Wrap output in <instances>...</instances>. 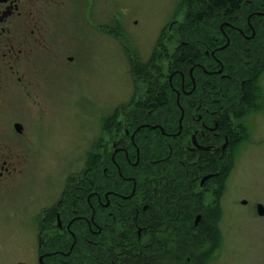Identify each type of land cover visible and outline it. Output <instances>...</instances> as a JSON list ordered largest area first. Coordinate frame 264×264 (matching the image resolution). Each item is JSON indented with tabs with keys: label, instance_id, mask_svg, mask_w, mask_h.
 <instances>
[{
	"label": "flooded vegetation",
	"instance_id": "flooded-vegetation-1",
	"mask_svg": "<svg viewBox=\"0 0 264 264\" xmlns=\"http://www.w3.org/2000/svg\"><path fill=\"white\" fill-rule=\"evenodd\" d=\"M85 9L87 0H0V122L4 127L0 133V205L7 202L2 195L5 192L1 191L4 187L8 189L10 183L14 185L15 180L12 178L24 165V156L30 154L29 150L33 155L37 153L35 130L32 131L29 123H48L55 110L51 78L55 72L70 74L74 67L79 66L83 51L62 39L65 38L67 26L77 27L81 22L86 24ZM72 12H75L73 21L68 17ZM256 16L264 18V13L260 12ZM254 18V14H248V26L237 29L244 38L245 47L239 55L243 60L237 66L239 73H235V80L238 84L234 86L235 91L230 93L231 99L222 94V99L214 96L208 102L211 109L206 118L189 116V109L194 105L199 108L202 102H191L190 106L189 102L182 103L181 97L201 89L200 77H194L189 91L185 89V75L175 71L170 76V83L179 75L182 79L181 90L174 89L180 112L178 132H167L162 125L175 123L173 117L163 118L159 124H141L139 121L143 118L134 120V117L128 116L124 132L122 135L117 133L116 142L112 145L111 162L115 178L89 180V170H86L80 178L65 181L62 195L57 200L52 201L53 195L43 200L31 198L28 205L22 203L25 209L28 207L26 214L29 215L25 218L28 219L24 221L25 227L21 229L24 245L20 246L24 252L20 257H25V261H15L14 264H86V252L90 250L98 252L100 264H109V261L115 264L121 255L132 254L136 250L144 251L146 248L150 250L152 231L159 230L162 237V229L167 226L166 220L173 218L176 228L182 227L185 210L183 200L169 202L163 196L164 193L161 194V187L152 179L151 173H148L151 178L147 176L149 178L146 179L144 190L142 183H138L133 176V167H137L141 161L136 139L143 128L157 131L148 138L155 140L153 144L157 152L164 153L165 147L177 148L180 157L176 167L184 170L207 167L208 173L197 176L195 183L192 182L191 193L193 197H198L207 190L208 196L213 198L212 209L198 201L195 206H191L190 216L195 218L194 228L198 229L196 226L206 222L208 234L215 229L213 220L208 219L214 218L215 210L219 209L220 201H214L215 197L223 192L219 199L223 197L224 202L237 154L245 145L251 144L255 129L257 150L264 155V51L260 54L252 51V48L259 46H263L264 50V37H259L253 25ZM58 27H63L64 31L61 32ZM229 27L231 25L225 23L221 31L230 46L232 41L225 31ZM202 43L206 45L203 54L208 58L209 67L204 63L196 66L209 77L211 85L207 90L211 93L217 89L215 83L218 79L231 81L233 76L229 72L231 68L225 65L230 61L224 63L218 57L221 52H217L225 46L210 51L207 50L209 46ZM193 72L194 68L191 69L192 75ZM250 82H254V97L247 100L245 97ZM237 106L239 109H232ZM239 114L241 117H238ZM255 116L259 118L253 121ZM184 128L188 134H183ZM95 148L96 163L102 167V145L97 144ZM134 153H137L136 162ZM199 153H206L209 163L204 161L200 165ZM190 156L193 157L191 167L183 164V161L190 160ZM165 160L160 158L153 163H163ZM258 167L257 178L262 193L263 163L258 164ZM146 168L150 172V166L146 165ZM206 177L210 178L202 184ZM209 184L210 187L206 188ZM240 203L245 207L248 205L244 199ZM255 209L258 217L264 219V204L257 202ZM12 235L6 228H0L1 248L8 247L3 240L12 238ZM101 257H107L109 261Z\"/></svg>",
	"mask_w": 264,
	"mask_h": 264
},
{
	"label": "rangeland",
	"instance_id": "rangeland-1",
	"mask_svg": "<svg viewBox=\"0 0 264 264\" xmlns=\"http://www.w3.org/2000/svg\"><path fill=\"white\" fill-rule=\"evenodd\" d=\"M199 8L192 0H87L86 24L65 28L62 40L80 47L82 59L70 74L55 72L51 78L52 117L48 123L28 125L35 130L38 154L29 150L22 170L12 178L14 185L10 183L1 191L7 202L0 205V228L13 235L3 240L8 247H0V264L25 261L20 257L24 252L21 229L29 215L22 203L28 205L31 198L43 200L53 195L52 201L57 200L67 179H78L86 172L88 161L96 158L97 144L102 145L104 157L112 156V145L117 133L124 132L127 117L150 99V83L152 87L168 83L170 64L180 46L178 33L183 31L182 25L191 27ZM73 13L68 15L71 21ZM160 42L163 45L159 47ZM146 65L150 76L137 77L136 68ZM3 128L0 122V133ZM13 133L17 136L15 130ZM254 137L237 154L224 202L223 197L219 199L223 192L214 196V201H220L214 218H208L213 220L214 232H206V222L190 230L194 221L188 237L184 234L187 222L178 229L176 224L166 226L158 250L166 257L163 264H177L174 257L181 249L188 264H264V219L255 209L257 202L264 204V183L262 195L257 178L258 164L263 163L264 171V155L258 152ZM207 193L201 192L199 201L212 209L213 198ZM243 199L248 201L247 207L240 203ZM159 233L152 231L151 246Z\"/></svg>",
	"mask_w": 264,
	"mask_h": 264
},
{
	"label": "trees",
	"instance_id": "trees-1",
	"mask_svg": "<svg viewBox=\"0 0 264 264\" xmlns=\"http://www.w3.org/2000/svg\"><path fill=\"white\" fill-rule=\"evenodd\" d=\"M247 1L251 3H248ZM192 4H198L200 8L198 13L195 14L193 21H191L190 23L191 27L187 26L185 28L183 25L181 26V28L183 27V33L181 31L178 33L181 41L179 49L178 51H176L175 56L173 57V60L170 64V76L175 71L181 72V74L185 75L186 77V82L184 84L185 89L191 91L193 86V79L194 77L197 78V76L199 75V83L200 85H202L201 89H198L197 92L190 95H182L181 102H189V105L191 106V102L197 103L201 101L202 105L199 108L194 105L192 106L193 108L191 107L189 109V116L194 115L195 117L202 116L203 118H206L211 109L208 106L209 100L214 98V96H216V99H222L221 94L226 95L227 99H231L230 93L235 91L233 90L234 86L238 84L235 80V73H239V70H237V66L239 65V62L243 60L239 55L244 52L245 41L243 40L244 38L241 36L237 29H243L248 26L246 22L248 14L255 15L253 25L258 30L259 37H264V18L256 16L260 12L264 13V0H192ZM225 23L231 25V27L225 28V31L230 37L232 43L227 48L216 51H218L217 53L221 52V55L218 57L222 59L224 63L230 61L229 64L225 65L226 68H231L229 69V72L232 74L233 79L231 81H222L218 79L215 83L217 89L214 91L212 90L210 91L211 93H209L207 90L211 85L208 79L209 77L207 75H204L203 71L198 70V67L196 65L199 63H204V65L209 67L208 58L203 54L204 51H206V45H204L202 42L206 43L207 46H209L207 50L210 51H213L218 47H224L227 44L226 39L221 31V27ZM160 45H163L162 42L159 43V47ZM258 45H260V43ZM252 51L254 53L259 52L260 54L264 51L263 46L256 47L255 49L252 48ZM156 55L157 53H155V56ZM147 67L148 65L136 68L138 75L137 77H145L147 79L150 76L149 73H146L145 71ZM192 68H194V76L191 74ZM191 76H193V78ZM150 85L151 97L148 100L149 102L147 101L143 105H137V110L129 116L134 117V120L136 118H143L139 121V123L141 124L145 122L149 124H159L160 120H163V118L173 117L176 120L175 123H168V125L164 123L162 125L165 127V131L177 133L180 112L176 105L177 96L174 89H176L177 91L181 90V76H177L172 81V83H170L169 78L168 83H166L164 86L155 85L154 87H152L151 83ZM253 85L254 82L249 83L248 94L245 97L247 100H251L254 97L252 88ZM229 86L232 87L229 88ZM203 88H205L206 90H203ZM232 109L234 110L239 108L237 106ZM238 117H241V114H239ZM133 123L137 124L138 122ZM150 130L143 128L140 129L138 133L139 135L136 139V144L140 149L141 161L137 167H133V176L136 178L138 183H142L144 190L147 181L146 179L150 177L148 173H151L153 177L152 179L158 182L159 187H161V194L164 193L163 196H166L169 202H177L179 199L183 200V205L185 207L183 222L185 224L186 222L188 223V228L184 226V234L186 235V237H188V229L195 219L193 216H190V213H192L191 206H195V204L199 201L198 197L192 196V182L195 183L194 180L197 176H201L205 174V172L208 173L209 170L207 169V167H199L198 170L195 168H187L186 170H184L181 167H176V164H178V157H180L177 148H174V146L171 149L170 147H165L164 153L157 152L153 144L155 140L148 139L150 138V134L157 131ZM183 134H188L185 128L183 130ZM133 157L134 161L136 162L137 153H134ZM160 158H166V160L163 163H153L155 160H158ZM192 158L193 157L190 156L191 161H183V164L187 166L188 164L189 166L192 165ZM199 159L200 165H203L204 161L205 163H209V158L206 153H199ZM150 161L152 163H150ZM146 165L150 166V172L147 171ZM86 170H89L87 173V179L89 180H111L115 176L111 157L109 156H103L102 167L96 163V159H90V161H88ZM133 170H129V172H132ZM125 175H127V173H125ZM166 221L168 228H170L172 224H175V219L173 218L172 220L168 219ZM193 229L194 227L190 230ZM155 230L156 229H154V231ZM156 232H159V230H156ZM153 238L154 244L153 246H151L150 250L147 251L146 255L143 254V250H136L132 253V256L131 253L127 254L125 257L121 255L120 258L116 259L115 264H163L166 257L163 252L158 251L161 248L162 240L160 239V236H154ZM186 247L188 246H185L184 250H188V248ZM179 251L180 255L177 257L175 256L174 260L178 262L177 264H188L183 261L185 255L184 253L186 252L183 251V249ZM173 254L174 251L170 253L171 256ZM144 256H147V259H143ZM151 257L153 259L152 262L149 261L151 260ZM101 258L109 261L107 257ZM85 259L86 264H100L101 261L98 252H96L95 250L86 252ZM146 260H148V262ZM109 264H111L110 261Z\"/></svg>",
	"mask_w": 264,
	"mask_h": 264
},
{
	"label": "water",
	"instance_id": "water-1",
	"mask_svg": "<svg viewBox=\"0 0 264 264\" xmlns=\"http://www.w3.org/2000/svg\"><path fill=\"white\" fill-rule=\"evenodd\" d=\"M209 178H210V177H206V178L203 180L202 184H204L205 181L208 180ZM262 214H263V213H262ZM198 220H199V218H198Z\"/></svg>",
	"mask_w": 264,
	"mask_h": 264
}]
</instances>
